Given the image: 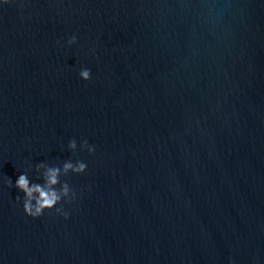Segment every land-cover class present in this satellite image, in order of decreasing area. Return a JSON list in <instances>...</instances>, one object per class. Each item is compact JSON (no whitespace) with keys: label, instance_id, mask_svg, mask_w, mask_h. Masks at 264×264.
Segmentation results:
<instances>
[{"label":"water","instance_id":"95a60500","mask_svg":"<svg viewBox=\"0 0 264 264\" xmlns=\"http://www.w3.org/2000/svg\"><path fill=\"white\" fill-rule=\"evenodd\" d=\"M77 160L67 220L15 205ZM0 264H264V0L0 7Z\"/></svg>","mask_w":264,"mask_h":264},{"label":"clouds","instance_id":"9594fccd","mask_svg":"<svg viewBox=\"0 0 264 264\" xmlns=\"http://www.w3.org/2000/svg\"><path fill=\"white\" fill-rule=\"evenodd\" d=\"M13 0H0V7L6 6ZM77 38L73 35L67 40V46L76 45ZM79 79L88 82L91 79V71L88 68H82L78 73ZM67 148L72 153L78 151V144L75 139L68 142ZM80 152H87L88 155L95 153V147L90 146L87 140L79 144ZM37 174L34 182L29 178L27 172H20L13 184L11 179H7L4 183L9 189L15 188L18 193L14 203L18 207H22L25 216L36 220L44 216L46 213L55 211L57 215L62 216L65 220L69 218V213L65 211V205H73L78 200V193L69 183L61 180V177L82 176L87 172V164L82 160L75 162H65L61 167L46 166L38 164L35 167Z\"/></svg>","mask_w":264,"mask_h":264}]
</instances>
